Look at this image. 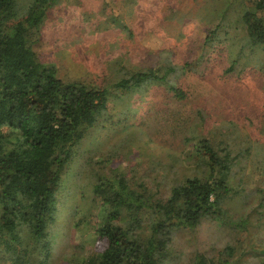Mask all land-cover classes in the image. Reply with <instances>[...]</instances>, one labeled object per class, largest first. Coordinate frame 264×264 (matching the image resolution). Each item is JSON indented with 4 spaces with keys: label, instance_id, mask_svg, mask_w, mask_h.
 I'll return each instance as SVG.
<instances>
[{
    "label": "rangeland",
    "instance_id": "rangeland-1",
    "mask_svg": "<svg viewBox=\"0 0 264 264\" xmlns=\"http://www.w3.org/2000/svg\"><path fill=\"white\" fill-rule=\"evenodd\" d=\"M254 3L60 0L48 8L40 27L31 30L40 60L55 64L65 81L109 90L108 108L63 175L49 226V264H85L106 247L97 235L109 211L94 193L100 175L123 174L131 187L164 201L174 185L203 171L195 149L205 137L220 153L227 147L237 156L232 195L223 202L226 220L249 214L251 224L236 227L207 216L194 228H176L164 264H194L199 253L219 262L229 243L237 247L232 260L243 255L252 263L259 257L256 251L264 249V213H256L264 195V45L251 43L242 19ZM210 35L213 42L206 44ZM166 63L179 67L171 78L183 97L160 82L119 93L116 83L122 78ZM148 212L141 214L143 221Z\"/></svg>",
    "mask_w": 264,
    "mask_h": 264
},
{
    "label": "trees",
    "instance_id": "trees-1",
    "mask_svg": "<svg viewBox=\"0 0 264 264\" xmlns=\"http://www.w3.org/2000/svg\"><path fill=\"white\" fill-rule=\"evenodd\" d=\"M59 1L0 0V262L3 264H49L52 254L49 226L55 218L63 175L81 142L108 108L107 88L63 80L55 64L43 63L33 47L31 30L40 27L48 8ZM242 19L251 43L264 45V0H255L254 7L244 11ZM213 37H207L205 43H212ZM178 68L166 63L157 69L134 72L119 80L116 87L125 94L160 82L183 97L171 78ZM220 149L223 153L206 137L198 139L195 151L203 159V171L174 185L164 201H153L131 187L123 174L100 175L94 193L109 211L97 235L107 245L85 264H164L176 228H194L207 216L234 223L236 227L251 224L249 214L243 219L226 220L223 202L232 195L237 156H232L227 147ZM257 208V214L264 213V195ZM147 210V221H143L141 214ZM147 225L150 232L146 235L143 230ZM236 250L229 243L219 262L210 263L199 253L194 264H264V249L256 251L259 257L252 263L242 259L243 255L232 260Z\"/></svg>",
    "mask_w": 264,
    "mask_h": 264
}]
</instances>
